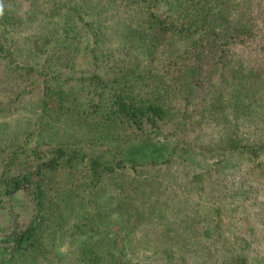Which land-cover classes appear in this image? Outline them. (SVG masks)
<instances>
[{"label": "trees", "instance_id": "1", "mask_svg": "<svg viewBox=\"0 0 264 264\" xmlns=\"http://www.w3.org/2000/svg\"><path fill=\"white\" fill-rule=\"evenodd\" d=\"M47 1L56 6L48 15L50 20L60 21L55 30L45 29L35 35L34 50L37 54L48 51V63L64 71L70 69L69 74H77V78L66 85L53 84V78L45 76L43 114L58 124L63 117L83 123L87 135L99 137L105 150L90 158L83 169L87 154L76 146L77 142H56L60 126L48 123L52 143L43 139L34 149L21 146V151L3 156L2 160L13 167L24 155L26 164L18 166L30 172L12 178L0 176V196L14 194L27 182L33 184L31 193L37 207V220L15 238L19 254L44 249V224L48 230L56 221L57 231H63L60 220L73 218V214L68 218L66 211L81 213V219H85L86 223L74 222L72 228L77 232L96 227L93 220L101 214L119 215L122 224L134 228L149 226L158 212L156 208H167L170 199L180 197L181 188L165 176L174 166L191 169L187 178L195 177L203 188V174L195 170L196 163L190 156L196 151L190 135L196 127L205 131L206 125L212 126L222 106L216 101H229L244 91V80L239 77L223 88L213 76L216 71L240 73L249 67L243 55L259 56L251 43L261 37L260 30L254 20L255 7H246L248 0H68L63 8L56 0ZM232 7L240 8L232 11ZM15 11L13 7L2 8L0 28L19 25ZM116 12L123 15L121 27H127L126 31L121 29L118 53L105 45L111 38L108 40L94 25L95 17ZM89 34L94 43L82 47L83 38L88 39ZM53 41L56 46L50 48ZM41 45L45 50L39 48ZM235 47L242 52L234 53ZM10 51L6 39L0 36V66L8 69L9 64H16L15 76H23L30 66L19 64ZM257 51L264 52V48ZM82 57L91 59L90 68H76ZM262 67L258 70L261 73L257 72L261 77ZM69 74L63 72V76ZM255 132L259 133L257 141L262 142L259 146L248 144L250 139L239 140L235 134L233 141L259 159L264 151L263 122ZM167 197L169 202L165 201ZM121 234L108 240L113 249L106 254L100 251L98 242L81 247L74 258L76 264H124V255L117 253L124 249Z\"/></svg>", "mask_w": 264, "mask_h": 264}, {"label": "rangeland", "instance_id": "2", "mask_svg": "<svg viewBox=\"0 0 264 264\" xmlns=\"http://www.w3.org/2000/svg\"><path fill=\"white\" fill-rule=\"evenodd\" d=\"M56 1L60 8L69 3L68 0ZM248 1L247 9L255 7L254 20L261 36L252 41V50L261 57L254 58L246 53L242 60L246 58L249 69L234 75L216 71L213 76V80L223 88L239 77L244 80V91L240 97L234 96L229 101H216L222 106L211 121L212 126L206 125L205 131L201 132L196 127L190 135L189 141L196 150L190 156L196 163L195 170L203 174V188L195 177L187 178L191 169L174 166L165 176L181 188L180 197L170 199L169 208H156L158 212L153 214L149 226L134 228L135 225L122 224L119 215L107 217L101 214L93 220L94 224L97 222L96 227L90 226L77 232L72 226L77 222L86 223L85 219H81V213L75 215L73 211H66L65 215L71 218L69 216L73 214V218L67 222L61 219L59 223L64 224L63 231L67 232L57 231L56 221L53 225L49 224L48 230H45L44 224L41 232L44 249L19 254L15 238L23 235L37 220L36 202L31 193L33 184L26 182L14 194L0 196V264H76L74 258L81 247L87 245L89 248L91 242L95 245L98 242L100 251L106 254L107 250L113 249V243L108 240L117 233H122L124 238L121 243L124 249L117 252L119 256L121 252L124 255V264H264V151L261 158H254L248 150L236 147L233 141V137L237 136L242 141L250 139L247 143L252 146L262 143L256 139L259 133L255 132V128L261 122L264 124V74L261 77L257 73H261L258 70L264 66V52L257 51L259 47L264 48V0ZM0 5L2 8L13 7L20 18L19 25L0 28V36L4 41L6 39L14 59L19 64L30 66L21 77L15 76L16 64H9L8 69L0 66V176L7 174L12 178L30 172L23 165L18 166L26 164L25 156L22 155L23 159L13 167L8 160H2L3 156L7 158L9 154L21 151V146L34 149L43 139L52 143L48 123L54 122L42 110L45 76L53 78V84L65 82L68 85L75 82L77 74H69L70 69L64 71L62 67L48 63V51L37 54L34 50L38 32L58 27L57 21L60 20H50L48 16L56 7L54 2L0 0ZM113 7H109L110 10ZM238 8L232 7V11ZM242 8L245 9L244 6ZM168 10L166 6L165 11ZM122 18L119 12L103 18L95 17V29L104 31L108 40L111 38L112 41H106L105 45L114 52L122 44V30H127L119 24ZM102 20L103 23H100ZM92 36L89 34L88 39L83 38L82 47L89 42L94 43ZM177 43L182 46V42ZM51 44L48 46L55 48L56 43L53 41ZM39 48L45 50L42 45ZM233 50L234 53L235 50L242 52L236 47ZM78 65L77 69L89 67L91 59L82 57ZM31 68L35 70L31 72ZM63 72L69 75L64 77ZM252 82L257 84L251 85ZM54 124L60 126V139L57 138L59 141L56 142H77L76 146L87 154L81 168L85 169L90 158L105 150L99 137L87 135V126L83 123L77 124L63 117L61 123ZM261 136L264 137V133ZM26 166L31 169L30 165ZM2 189L0 186V193ZM165 201L169 202L168 197ZM154 229L156 231H152Z\"/></svg>", "mask_w": 264, "mask_h": 264}, {"label": "clouds", "instance_id": "3", "mask_svg": "<svg viewBox=\"0 0 264 264\" xmlns=\"http://www.w3.org/2000/svg\"><path fill=\"white\" fill-rule=\"evenodd\" d=\"M0 11H2V5H0Z\"/></svg>", "mask_w": 264, "mask_h": 264}]
</instances>
